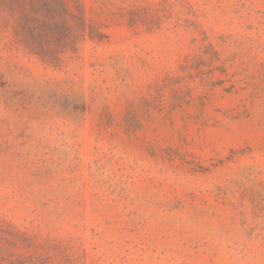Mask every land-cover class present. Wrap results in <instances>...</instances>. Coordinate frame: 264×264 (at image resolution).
I'll list each match as a JSON object with an SVG mask.
<instances>
[{
	"label": "rangeland",
	"instance_id": "1",
	"mask_svg": "<svg viewBox=\"0 0 264 264\" xmlns=\"http://www.w3.org/2000/svg\"><path fill=\"white\" fill-rule=\"evenodd\" d=\"M48 2L0 0V264H264V0Z\"/></svg>",
	"mask_w": 264,
	"mask_h": 264
},
{
	"label": "trees",
	"instance_id": "2",
	"mask_svg": "<svg viewBox=\"0 0 264 264\" xmlns=\"http://www.w3.org/2000/svg\"><path fill=\"white\" fill-rule=\"evenodd\" d=\"M56 3H57L56 6H53L51 2L41 5L39 8L35 10L36 12L35 15L39 17L40 16L44 17L45 19L49 21V25H51L56 19V16H55L56 11L62 9V6H63L62 0H61V3H60V0H57Z\"/></svg>",
	"mask_w": 264,
	"mask_h": 264
}]
</instances>
